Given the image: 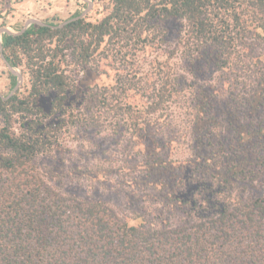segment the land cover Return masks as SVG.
<instances>
[{"label":"trees","instance_id":"trees-1","mask_svg":"<svg viewBox=\"0 0 264 264\" xmlns=\"http://www.w3.org/2000/svg\"><path fill=\"white\" fill-rule=\"evenodd\" d=\"M103 1L107 11L95 20L83 16L1 34L2 53L21 69L28 88L0 97V264H264V193L232 197L223 186L235 177L214 187V201L182 199L186 215L195 212L185 221L129 224L105 201L52 188L35 167V158L58 150L64 125L97 127L96 112L106 106L121 119L128 116L132 132L159 121L163 115L147 116L179 93L182 80L164 70L148 88L132 74L136 51L163 40L159 23L179 22L180 57L190 65L208 51L219 67H228L240 29L264 35V0ZM97 56L112 66L113 83L81 92L86 116H72L77 87L69 65L88 66ZM9 77L14 86L16 77ZM258 82L264 90V78ZM139 91L147 98L142 107L130 100Z\"/></svg>","mask_w":264,"mask_h":264},{"label":"rangeland","instance_id":"rangeland-1","mask_svg":"<svg viewBox=\"0 0 264 264\" xmlns=\"http://www.w3.org/2000/svg\"><path fill=\"white\" fill-rule=\"evenodd\" d=\"M86 6L83 0H0V27L19 29L27 18L60 23ZM108 6L103 0H92L84 16L101 18ZM241 18L250 19L247 12ZM159 26L163 40L137 50L132 67L133 79L148 88L164 70L182 80L179 93L147 116L152 121L163 115L159 121L132 132L126 128L129 117L121 119L117 110L106 106L96 112L97 127L64 125L58 150L33 160L52 188L105 201L129 224L144 219L145 223L160 219L173 225L185 221L195 212L186 215L187 206L181 200L210 196L214 201V187L222 178H236L223 186L232 197L257 198L264 193V90L258 82L264 78V35L240 29L228 67H219L208 51L190 65L180 57L178 40L183 33L179 22L169 20ZM170 50H176L172 57ZM9 73L0 57L3 95L13 87ZM68 73L77 87L69 112L84 118L85 109L78 105L83 101L81 92L110 85L115 72L97 56L88 66L70 64ZM22 77L20 92L28 88ZM51 98L52 94L42 104L46 107ZM146 99L141 91L130 97L140 107Z\"/></svg>","mask_w":264,"mask_h":264},{"label":"water","instance_id":"water-1","mask_svg":"<svg viewBox=\"0 0 264 264\" xmlns=\"http://www.w3.org/2000/svg\"><path fill=\"white\" fill-rule=\"evenodd\" d=\"M83 1H85L87 3L86 8L83 11H81L78 15L73 16L71 18H68V19L60 22L59 26H62L71 20H74V19H77V18L84 16L85 12L90 8V6L92 4V0H83ZM32 24L48 25L47 22H44L38 18H27L25 20V22L23 23V25L19 29H11L9 27H0V57L3 60L4 64L6 65L8 71L16 77V82H15L14 86L12 87L11 91L6 95H3L0 93V97H2L3 99L8 98L14 92H16V90L18 89L19 85L22 82L23 77H22L21 70L18 67H14L11 64H9L8 61L5 59V57L2 53L1 34L2 33H8L11 35H18V34L23 33Z\"/></svg>","mask_w":264,"mask_h":264}]
</instances>
